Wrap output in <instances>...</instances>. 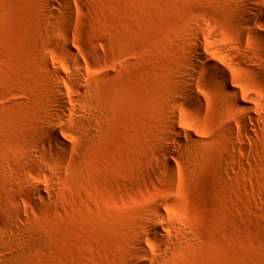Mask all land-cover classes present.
<instances>
[{
	"label": "rangeland",
	"instance_id": "rangeland-1",
	"mask_svg": "<svg viewBox=\"0 0 264 264\" xmlns=\"http://www.w3.org/2000/svg\"><path fill=\"white\" fill-rule=\"evenodd\" d=\"M246 3L0 0V264H264Z\"/></svg>",
	"mask_w": 264,
	"mask_h": 264
},
{
	"label": "bare ground",
	"instance_id": "bare-ground-1",
	"mask_svg": "<svg viewBox=\"0 0 264 264\" xmlns=\"http://www.w3.org/2000/svg\"><path fill=\"white\" fill-rule=\"evenodd\" d=\"M253 1H256V0H247V3L249 4L250 2L253 3ZM246 3V4H247ZM250 3V4H252ZM248 6V5H247ZM64 111V107H62L61 109V114L62 112ZM48 135L49 137L55 142L57 143L58 145L60 144H63V141L61 140V138L59 137L58 133L55 131V130H50L48 132ZM226 261L229 263V264H238V260H237V257H235V255L231 254V253H227V258H226Z\"/></svg>",
	"mask_w": 264,
	"mask_h": 264
}]
</instances>
